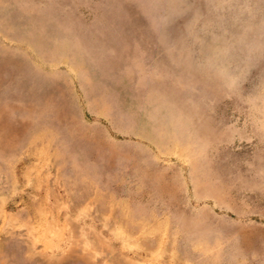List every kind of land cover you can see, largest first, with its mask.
Wrapping results in <instances>:
<instances>
[{
  "label": "rangeland",
  "instance_id": "rangeland-1",
  "mask_svg": "<svg viewBox=\"0 0 264 264\" xmlns=\"http://www.w3.org/2000/svg\"><path fill=\"white\" fill-rule=\"evenodd\" d=\"M0 264H264V0H0Z\"/></svg>",
  "mask_w": 264,
  "mask_h": 264
},
{
  "label": "bare ground",
  "instance_id": "bare-ground-1",
  "mask_svg": "<svg viewBox=\"0 0 264 264\" xmlns=\"http://www.w3.org/2000/svg\"><path fill=\"white\" fill-rule=\"evenodd\" d=\"M177 8H178V7H177ZM1 17H2V16H1ZM168 17H169V16H168ZM166 18H167V17H166ZM166 18H165V20H166ZM157 19H158V18H157ZM3 20H4V19H3ZM4 21H5V20H4ZM17 21H18V20H17ZM5 22H7V21H5ZM160 22H161V21H160ZM163 22H165V21H163ZM17 23H18V22H17ZM167 23H168V22H165L164 24H167ZM158 24H159V23H158ZM14 25H15V24H14ZM8 26H9V25H8ZM162 26H164V25H162ZM18 27H19V26H17V28H18ZM159 27H160V26H159ZM159 27H157V28H159ZM244 27H245V26H244ZM161 28H162V27H161ZM161 28H160V29H161ZM245 28H246V27H245ZM245 28H244V29H245ZM164 30H165V29H164ZM164 30H163V31H164ZM13 31H14V30H13ZM154 31H156V30H154ZM161 31H162V29H161ZM11 32H12V31H11ZM159 32H160V30H159ZM165 32L167 33V31H165ZM242 32H243V31H242ZM163 33H164V32H163ZM163 33H162V34H163ZM168 33H169V32H168ZM179 33H180V32H179ZM13 34H14V33H13ZM22 34H25V33H22ZM177 34H178V33H177ZM242 34H243V33H242ZM178 35H180V34H178ZM9 36H10V35H9ZM24 36H25V35H24ZM160 37H161V36H160ZM167 37H168V36H167ZM172 37H173V36H172ZM174 37H176V36H174ZM241 37H242V36H241ZM164 38H165V37H164ZM165 39H166V38H165ZM158 40H159V39H158ZM236 40H237V39H236ZM240 40H241V39H240ZM169 42H170V40H169ZM200 42H201V41H200ZM164 43H165V42H164ZM170 43H171V42H170ZM240 43H241V41H240ZM244 43H245V42H244ZM177 44H178V41H177ZM245 44H246V43H245ZM168 45H169V43H168ZM171 45H172V44H171ZM242 45H243V44H242ZM235 46H238V45H235ZM244 46H245V45H244ZM250 46H251V45H250ZM170 47H171V46H170ZM181 47H182V46H181ZM181 47H180V48H181ZM171 48H172V47H171ZM201 48H202V47H201ZM235 48H236V47H235ZM248 48H249V47H248ZM250 48H251V47H250ZM173 49H174V47H173ZM219 49H220V48H219ZM238 49H239V48H238ZM238 49H237V51H239ZM177 50H178V49H177ZM248 50H249V49H248ZM201 51H202V50H201ZM214 51H215V50H214ZM214 51H213V52H214ZM185 52H186V51H185ZM187 52H188V51H187ZM210 52H212V51H210ZM218 52H219V51H218ZM220 52H222V50H221ZM239 52H240V51H239ZM188 53H190V52H188ZM204 53H205V52H204ZM199 54H200V53H199ZM206 54H207V53H206ZM209 54H210V53H209ZM218 54H219V53H218ZM246 54H247V53H246ZM251 54H252V53H251ZM162 55H163V54H162ZM204 55H205V54H204ZM248 55H249V54H248ZM179 56H180V54H179ZM192 56H193V55H192ZM222 56H223V55H222ZM239 56H240V55H239ZM201 57H202V56H201ZM201 57H200V58H201ZM220 57H221V56H219L218 60L220 59ZM243 57H246V55L243 56ZM182 58H183V56H182ZM198 58H199V56H198ZM222 58L224 59V57H222ZM246 58H248V57H246ZM190 59H192V58H190ZM190 59H189V60H190ZM181 60H182V59H181ZM203 60H206V59L204 58ZM220 60H221V59H220ZM171 61H172V60H171ZM198 61H199V60H198ZM221 61H222V60H221ZM238 62H239V61H238ZM73 63H74V62H73ZM220 63H221V62H220ZM74 64H75V63H74ZM74 64H73V65H74ZM210 64H211V62H210ZM236 64H237V63H236ZM185 66H186V65H185ZM216 66H217V65H216ZM212 68H213V67H212ZM221 68H222V67H221ZM214 69H215V68H214ZM223 69H224V68H223ZM225 69H226V68H225ZM229 69H230V68H229ZM219 70H220V69H219ZM30 71H31V70H30ZM220 71H221V70H220ZM31 72H32V71H31ZM26 73H27V72H26ZM28 73H29V72H28ZM36 73H37V72H35V74H36ZM35 74H32V75H35ZM39 74H40V73H39ZM37 75H38V74H37ZM230 75H231V74H230ZM25 76H26V75H25ZM25 76H24V78H25ZM30 76H31V74H30ZM47 77H48V76H47ZM28 78H29V77H28ZM39 78H41V77H39ZM26 79H27V78H26ZM37 80H38V79H37ZM39 80H40V79H39ZM45 80H46V79H45ZM45 82H46V81H45ZM48 82H50V81H48ZM24 83H25V82H24ZM27 83H28V82H27ZM27 83H26V85H27ZM42 83H44V82H42ZM18 91H19V90H18ZM30 93H32V92H30ZM17 95H18V94H17ZM21 95H22V94H21ZM30 97H31V96H30ZM23 98H25V97H23ZM261 100H262V99H261ZM261 100H260V101H261ZM65 105H66V104H65ZM63 107H64V106H63ZM111 110H112V109H111ZM124 117H125V116H124ZM126 117H127V116H126ZM126 119H127V118H126ZM173 120H174V119H173ZM123 122H124V120H123ZM173 122H174V121H173ZM162 128H163V127H162ZM162 128H161V129H162ZM161 129H160V130H161ZM163 130H164V129H163ZM164 131H165V130H164ZM167 131H168V130H167ZM182 131H183V130H182ZM170 132H171V131H170ZM180 132H181V131H180ZM183 132H184V131H183ZM185 136H186V135H185ZM185 138H186V137H185ZM170 139H171V138H170ZM180 139H181V138H180ZM167 140H168V138H167ZM177 141H178V140H177ZM180 141H181V140H180ZM180 144H181V143H180ZM186 145H188V144H186ZM190 147H191V146H190ZM192 216H193V215H192ZM189 223H190V222H189ZM189 226H191V225H189ZM192 226H193V225H192Z\"/></svg>",
  "mask_w": 264,
  "mask_h": 264
}]
</instances>
